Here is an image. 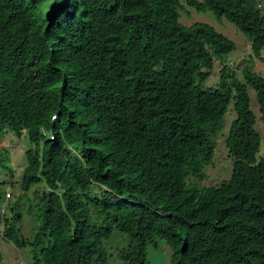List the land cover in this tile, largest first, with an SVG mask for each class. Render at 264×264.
<instances>
[{
    "label": "trees",
    "instance_id": "trees-1",
    "mask_svg": "<svg viewBox=\"0 0 264 264\" xmlns=\"http://www.w3.org/2000/svg\"><path fill=\"white\" fill-rule=\"evenodd\" d=\"M186 6L235 24L264 60V0H0V132L28 133L22 187L48 186L31 238L16 205L0 204V229L31 247L34 264H111L114 231L129 237L123 264H150L160 240L174 264H264L249 93L264 119V76L246 66L242 81L224 63L203 88L235 42L209 23L183 24ZM231 104V177L191 184L206 178ZM8 158L0 151L13 174Z\"/></svg>",
    "mask_w": 264,
    "mask_h": 264
},
{
    "label": "rangeland",
    "instance_id": "rangeland-1",
    "mask_svg": "<svg viewBox=\"0 0 264 264\" xmlns=\"http://www.w3.org/2000/svg\"><path fill=\"white\" fill-rule=\"evenodd\" d=\"M180 12V21L183 24L188 25L197 21L209 23L235 42V48L224 58V62H221L223 59H216L209 78L202 84L203 88L211 87L219 82L220 70L224 63L242 81L244 80L243 69L246 66L264 76V60L254 55L250 39L235 24L229 20L218 21L212 11L200 12L190 6L181 9ZM261 55L264 57V50ZM249 93L252 110L257 116L255 127L262 135L259 155L264 157V119L261 118L255 90L250 88ZM235 117L236 112L231 104L225 116L224 128L217 138L213 161L205 167L207 176L204 180L191 176L188 178L191 184L204 186L210 182L219 183L231 177L233 163L229 150L225 145V137ZM31 146L27 132H24L22 136L13 131L0 132V151L7 150L9 155L4 164L14 170L13 174H11L7 172L8 170L0 167V204L6 208L7 212H9L10 206H17L16 209L22 213L20 228L26 238L32 237L34 226L39 222L38 204L44 192L48 190V186L44 181L32 184L28 190L22 187L23 172L27 165L26 151ZM9 194H11L10 197H8ZM10 213H13L11 209ZM128 241L129 237L119 231H114L112 237L105 241V246L110 254L109 260L111 264H123L119 252L123 247H126ZM0 246L4 257L1 264H34L31 247L29 245L15 246L2 236L1 229ZM147 256L150 264H174L173 248L165 240H160L157 246L149 245Z\"/></svg>",
    "mask_w": 264,
    "mask_h": 264
},
{
    "label": "clouds",
    "instance_id": "clouds-1",
    "mask_svg": "<svg viewBox=\"0 0 264 264\" xmlns=\"http://www.w3.org/2000/svg\"><path fill=\"white\" fill-rule=\"evenodd\" d=\"M9 195H11V194H9ZM8 197H10V196H8ZM3 210H4V208H3Z\"/></svg>",
    "mask_w": 264,
    "mask_h": 264
}]
</instances>
